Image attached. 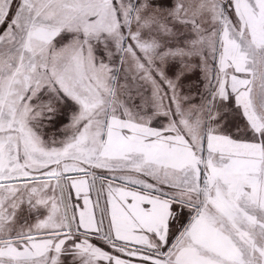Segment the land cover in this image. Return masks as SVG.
<instances>
[{
    "label": "snow or ice",
    "instance_id": "6c2138e0",
    "mask_svg": "<svg viewBox=\"0 0 264 264\" xmlns=\"http://www.w3.org/2000/svg\"><path fill=\"white\" fill-rule=\"evenodd\" d=\"M0 264H264V0H0Z\"/></svg>",
    "mask_w": 264,
    "mask_h": 264
}]
</instances>
